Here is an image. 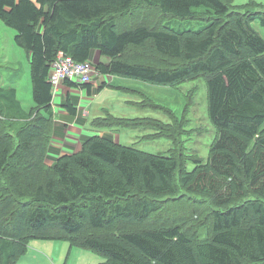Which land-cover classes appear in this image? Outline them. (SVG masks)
I'll use <instances>...</instances> for the list:
<instances>
[{
    "label": "trees",
    "instance_id": "trees-1",
    "mask_svg": "<svg viewBox=\"0 0 264 264\" xmlns=\"http://www.w3.org/2000/svg\"><path fill=\"white\" fill-rule=\"evenodd\" d=\"M233 2L0 0V20L30 59L35 103L27 110L15 88L0 86V264H18L33 241L93 250L100 264H264V39L253 27L264 28V11ZM163 18L207 23L175 30ZM95 51L109 64H94ZM60 54L154 85L203 77L217 129L208 160L195 157L188 170L183 155L107 135L48 165ZM65 108L78 113L70 96ZM105 120L121 119L93 124ZM176 197L191 200L195 223L163 216Z\"/></svg>",
    "mask_w": 264,
    "mask_h": 264
},
{
    "label": "rangeland",
    "instance_id": "rangeland-1",
    "mask_svg": "<svg viewBox=\"0 0 264 264\" xmlns=\"http://www.w3.org/2000/svg\"><path fill=\"white\" fill-rule=\"evenodd\" d=\"M250 2L258 3L257 9L264 11V7H262L264 0H234L233 5L240 7ZM238 9L236 8V10ZM199 10L203 11L202 8ZM152 20L158 22L160 19L153 17ZM161 21L175 30H199L207 23L206 20L177 18H163ZM0 27H2L0 28V86L8 87L11 84L10 79L14 70H18L16 73L19 80V99L22 105L30 110L35 106V103L27 53L15 44L17 34L15 30L8 28L1 20ZM253 27L264 39V28L260 23L255 22ZM3 29H7L15 35L8 34ZM124 80L126 82L119 83L118 86L128 87L130 91L107 88L99 96L97 95V98L95 97L96 100L92 101V106L87 109L92 113L90 116L91 126L96 120L93 117L95 108L105 102H109V105L106 106L108 112L115 114L110 109L114 108L116 114L121 117L120 122L105 120V125L101 122V125L92 126L96 132L112 133L120 144L152 154L183 155L187 161L188 170L195 168L196 164L192 161L193 158L199 157L205 162L208 160L210 147L217 138V129L209 118L206 82L203 77L176 86L154 85L129 78H124ZM116 100H126L129 103L123 110L116 105ZM108 117V114L102 116L103 119ZM185 199L186 197L182 199L176 197L175 204L173 202L169 204L164 210L163 216L173 222L182 223L185 221L188 225L195 223L196 221L191 222L189 218L194 207L191 200L186 201ZM200 235L205 237L206 230L202 228ZM58 242L68 245L63 259L64 264L66 262L82 264L84 261L88 264V262L91 263V260L93 261V257L99 259L96 264L105 261L103 256L93 250H79L71 248L66 241Z\"/></svg>",
    "mask_w": 264,
    "mask_h": 264
},
{
    "label": "crops",
    "instance_id": "crops-1",
    "mask_svg": "<svg viewBox=\"0 0 264 264\" xmlns=\"http://www.w3.org/2000/svg\"><path fill=\"white\" fill-rule=\"evenodd\" d=\"M3 30L8 34H11L13 36L15 35L7 29ZM27 58L28 66L30 69V59L28 55ZM92 60L93 63L96 65L99 63L109 64L110 62V58L102 57L98 51H95L93 53ZM16 71L18 70H14V74L11 76V84L8 87H1L15 88L17 90V93L19 94V80ZM122 82H126L124 78L103 75L97 72L93 77L92 82L90 83V92L87 89H82L79 87H70L66 84L62 85L57 95L54 96L52 103L55 119L54 132L51 139V149L48 153V158L46 161L48 165H52L57 159L63 157L64 155H69L78 152L81 148L83 141L89 137H102L109 135L113 138V140L119 143L112 133L101 134V132L95 131V129L92 127L95 125H90V116L92 115V113L90 111H87V109L92 106V101L94 102L96 100V96H99L104 90H107V88L113 90L119 88L121 90L130 91V88L128 87L118 86L119 83ZM69 96L78 110L77 115L74 117H71L65 108ZM127 103L129 102L126 100H116V105L122 108L123 110L125 109L124 107H126ZM107 105H109V102H105L95 108L93 117L96 120L103 119L102 116L105 114H108V116L111 117L121 118L120 116H118V114H116L114 108L110 109L115 114L108 112L106 107ZM67 249L68 245H65L61 242L35 241L34 243H31L28 253L19 259L18 264H64L63 259ZM86 254L89 255V253ZM98 261V258L93 257V261L91 260V263L88 262V264H96ZM65 264H68V262H66ZM82 264H87V262L84 261Z\"/></svg>",
    "mask_w": 264,
    "mask_h": 264
},
{
    "label": "built area",
    "instance_id": "built-area-1",
    "mask_svg": "<svg viewBox=\"0 0 264 264\" xmlns=\"http://www.w3.org/2000/svg\"><path fill=\"white\" fill-rule=\"evenodd\" d=\"M96 73L97 71L93 63H77L70 57L60 54L50 72V83L52 85L53 95H57L59 89L67 81L82 85L90 84Z\"/></svg>",
    "mask_w": 264,
    "mask_h": 264
}]
</instances>
